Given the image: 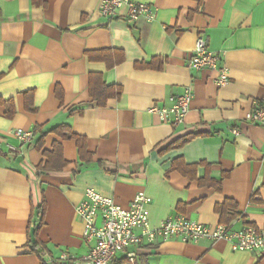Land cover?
<instances>
[{"label": "crops", "instance_id": "1", "mask_svg": "<svg viewBox=\"0 0 264 264\" xmlns=\"http://www.w3.org/2000/svg\"><path fill=\"white\" fill-rule=\"evenodd\" d=\"M134 2L152 5L155 20L127 22L122 8L109 21L100 0H0V264H41L29 251L33 239L53 258L86 255L75 214L86 189L123 208L143 192L151 199V228L183 215L211 228L264 229V129L245 121L264 100V0ZM198 36L221 56L226 85L216 86L215 72L188 68ZM102 84L122 93L97 107L92 95L101 97ZM187 86L194 98L182 124L148 112L169 107ZM60 126L84 139L88 163L75 140L51 132ZM17 130L31 133L32 143L21 147ZM184 136L193 138L165 150ZM54 144L65 166L37 174ZM177 159L219 188L170 171ZM225 202L233 206L222 220ZM41 203L42 225L33 235V209ZM137 261L264 264V255L234 252L223 241L171 240L143 245Z\"/></svg>", "mask_w": 264, "mask_h": 264}, {"label": "built area", "instance_id": "2", "mask_svg": "<svg viewBox=\"0 0 264 264\" xmlns=\"http://www.w3.org/2000/svg\"><path fill=\"white\" fill-rule=\"evenodd\" d=\"M122 8L126 9L124 19L130 23L144 21L148 24L156 18V10L152 5L136 3L134 0H100L99 11L109 21L117 18ZM192 50L189 69L215 72L216 86L219 87L229 82L228 69L222 63L221 56L209 50L202 36L197 37ZM191 89V86H187L180 95L171 98L169 107L152 106L148 112L172 126L182 124L194 98ZM245 121L264 129V100L246 115ZM233 134L238 136L236 130ZM32 136L21 130L13 133L21 147L30 145ZM150 204L151 199L143 192L137 193L129 206L123 208L112 198L86 189L82 201L75 207V214L83 224L82 237L89 246L88 253L80 258L67 252H61L56 258L43 250L35 254L45 264H138L137 249L143 245L178 240L184 244L223 241L234 252L264 255V229L247 227L234 230L223 224L211 228L183 215L169 217L157 228H151L147 212ZM41 221V214H35L32 227L36 229ZM29 251L32 249L29 248Z\"/></svg>", "mask_w": 264, "mask_h": 264}, {"label": "trees", "instance_id": "3", "mask_svg": "<svg viewBox=\"0 0 264 264\" xmlns=\"http://www.w3.org/2000/svg\"><path fill=\"white\" fill-rule=\"evenodd\" d=\"M121 61H123V57L119 59L118 63H121ZM139 68H152V65L148 64V65H138ZM102 87V92L100 93L101 97H97V95H92L93 100L97 103V107L98 106H104L105 101L107 98H111V97H119L121 92V89L119 87H107L105 85H101ZM24 96H26V109L29 111H33V108L31 107L30 104V100L32 98V92H26L24 94ZM51 132L56 133L57 135H59L63 140H75L76 145H77V149H78V153L79 156L81 157V159L86 163H88L90 161V154L87 152L86 147H85V141L83 138L73 134L71 132V130L69 129L68 126H60L55 128L54 130H52ZM193 138V136H184L182 138L176 139L175 141L171 142L166 148L165 150H172V149H179L181 147H183L185 144H187L191 139ZM40 143V142H38ZM40 147V146H39ZM43 156L47 159V162L43 165H40L37 168V174L38 172H50V171H58L60 169H62L65 166V161L63 160L62 157V151H61V146L59 144H54L53 146V151L52 152H43ZM196 165H186L184 164V162L182 160H174L171 164V168L170 171H176L178 173H180L181 175L187 177L190 180H196L197 183H199V185L201 186H215L216 188H219V184L216 182H214L212 179L210 178H203L201 180H197L195 177V169H196ZM232 204L230 202H225L222 207L220 206L218 208V213L220 214L222 220L226 219L227 217V209L232 208ZM34 213H40L41 216L43 217V213H44V206L41 203L39 206H37L36 208L33 209V215H32V219L34 217ZM234 216H231L230 218H228L227 220H233ZM42 225V221L40 223V225L35 229L33 232V235H36L37 231L39 230V228ZM30 248L32 249L31 253H36L40 252V251H46L49 253L50 249L42 244L39 243V241H34L31 240L29 243ZM41 264H45L43 262L40 261Z\"/></svg>", "mask_w": 264, "mask_h": 264}]
</instances>
